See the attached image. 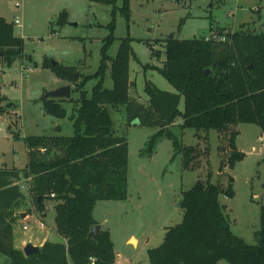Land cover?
<instances>
[{
	"label": "trees",
	"instance_id": "trees-1",
	"mask_svg": "<svg viewBox=\"0 0 264 264\" xmlns=\"http://www.w3.org/2000/svg\"><path fill=\"white\" fill-rule=\"evenodd\" d=\"M90 1L112 6V32L102 47L98 70L81 74L78 81L77 66L53 65L49 59L42 64L58 78L72 83V92L79 93L70 115L74 134L30 136L25 139L26 167L0 168V256L6 258L0 264H114L110 230L101 228L96 238L89 236L92 226L98 224L92 214L98 201L128 199L129 144L127 137L116 134L109 107H126L130 124L158 128L149 142L150 150L179 116L183 117V128L223 132L241 123H252L264 133V32L255 33L245 26L234 32L217 29L209 38H168L163 66L153 68L178 92L164 91L148 81L145 91L149 101L142 104L129 94L133 38H123L117 55H109L116 15L120 12L129 17V0H123L121 7L117 0ZM67 22L68 13L63 12L57 23L64 26ZM14 25L0 15V62L9 65L24 51V39L15 35ZM153 54L159 57L160 51ZM109 68L113 88L104 86ZM91 78L97 83L88 96L85 86ZM182 96L183 112L179 108ZM64 100L44 95V110L65 118L68 111L62 105ZM3 101L0 98V105ZM238 134L237 130L229 134L233 151L228 160L230 168L245 157L235 143ZM175 145L182 154L184 169H193L200 156L197 147ZM224 168L221 164V170ZM21 180L28 184L37 211L54 209L56 233L62 239L46 241L41 252L30 256L15 244L14 228L20 216L17 211L26 197L18 184ZM233 182L232 176L226 187L198 180L184 191L180 202L182 221L167 227L163 242L148 249L150 264H218L221 260L264 264V205L257 244H248L233 233L220 201L222 194L234 197Z\"/></svg>",
	"mask_w": 264,
	"mask_h": 264
},
{
	"label": "rangeland",
	"instance_id": "rangeland-1",
	"mask_svg": "<svg viewBox=\"0 0 264 264\" xmlns=\"http://www.w3.org/2000/svg\"><path fill=\"white\" fill-rule=\"evenodd\" d=\"M122 2L117 0V6L121 7ZM111 10L110 5L90 0H0V15L9 22L19 19L20 24L14 25L15 35L24 39L22 57L10 65L0 62V98L4 99L0 105V167H26L25 139L30 136L74 134L70 115L79 93L72 92V99L62 101L67 117L47 114L42 97L61 86L71 84L73 88L74 85L58 78L42 64L49 59L65 66H77L78 81L82 79L81 74H94L100 66L102 47L112 32ZM63 12L68 13V22L61 26L57 19ZM263 20L264 0H129V17L120 12L116 15L115 39L109 55H117L123 38H133L129 94L135 102L147 104L149 96L145 85L148 81L164 91L178 92L153 68L163 66L168 38L209 37L217 29L234 32L245 26L261 33L264 32ZM156 51H160L159 57L153 54ZM96 83V78L86 83L88 96ZM104 86L113 88L110 68ZM179 108L182 112L185 109L184 96ZM109 109L116 134L127 137L129 144L128 199L98 201L92 214L111 232L114 264H150L148 249L163 242L167 227L182 221L183 192L198 180H210L226 187L229 177L234 178V197L222 194L220 201L233 233L248 244H257L256 233L261 226L264 205V133L258 125L241 123L223 132L204 131L183 128V117L179 116L150 150L149 142L158 128L130 124L126 107ZM231 130L239 132L235 143L238 150L245 153L234 168L228 166L233 152L229 141ZM176 143L196 146L199 150L193 169H184ZM221 164L225 165L223 170ZM18 184L26 197L17 211L20 216L14 233L15 244L23 249L27 242L42 236L38 220L44 223V232H53V228L56 231L55 211L53 208L42 213L37 211L28 184L24 180ZM23 213H26L24 217ZM24 223L29 230H23ZM133 235L138 239L137 245L135 238L128 242ZM51 236L59 239L56 234ZM2 259L6 258L0 256V262ZM218 264L230 263L221 260Z\"/></svg>",
	"mask_w": 264,
	"mask_h": 264
},
{
	"label": "water",
	"instance_id": "water-1",
	"mask_svg": "<svg viewBox=\"0 0 264 264\" xmlns=\"http://www.w3.org/2000/svg\"><path fill=\"white\" fill-rule=\"evenodd\" d=\"M263 26H264V20H263ZM200 37V36H197ZM172 38V37H171ZM53 65H56L58 62L51 60ZM209 70H207L208 72ZM79 76V73L77 74V77ZM71 92H72V85L67 84L64 86H61L60 88L56 90H52L47 92L46 96L50 98H70L71 97ZM228 156H230V153H228ZM26 214V213H25ZM25 214H22V217L25 216ZM101 230V225L100 224H95L92 226V229L89 233L90 237L96 238L98 233ZM43 245H35L32 241L27 242L24 247H23V252L26 256H30L35 253H39L42 250Z\"/></svg>",
	"mask_w": 264,
	"mask_h": 264
},
{
	"label": "crops",
	"instance_id": "crops-1",
	"mask_svg": "<svg viewBox=\"0 0 264 264\" xmlns=\"http://www.w3.org/2000/svg\"><path fill=\"white\" fill-rule=\"evenodd\" d=\"M0 168H2V167H0ZM128 181H129V179H128ZM45 221V220H44ZM47 224L49 225V223H48V221H47ZM98 224H100L101 225V228H104V225H103V223H101V222H98ZM43 227H45V226H42V227H39V229L43 232L42 233V236H37V237H35V238H33L32 240H34V241H32L35 245H43L46 241H48V240H51V241H58V240H62L61 238H60V236H59V239H53V237L51 236V235H54V234H56V235H58L57 233H56V231H55V229L53 228L52 230H53V232H49V231H46L45 230V232H44V228ZM15 232H16V230H15ZM133 238H135L136 239V241H137V243H136V245L138 244V239H137V237L136 236H131L129 239H128V242H130ZM24 245V244H23ZM17 246V245H16Z\"/></svg>",
	"mask_w": 264,
	"mask_h": 264
},
{
	"label": "built area",
	"instance_id": "built-area-1",
	"mask_svg": "<svg viewBox=\"0 0 264 264\" xmlns=\"http://www.w3.org/2000/svg\"><path fill=\"white\" fill-rule=\"evenodd\" d=\"M17 6H18V4H17ZM15 23H16V24H20L19 19H16V20H15ZM209 37H210V36H209ZM209 37H207V38H209ZM222 39L224 40L225 38H222ZM53 196H54V195H53ZM38 222H39V226H40V227L44 226V223H43V222H41L40 220H38ZM22 228H23V230H29V226H28L27 223H24L23 226H22Z\"/></svg>",
	"mask_w": 264,
	"mask_h": 264
}]
</instances>
